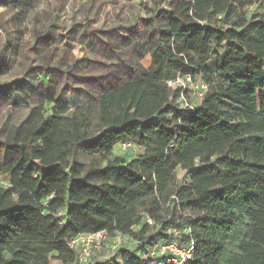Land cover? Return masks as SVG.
Returning a JSON list of instances; mask_svg holds the SVG:
<instances>
[{"label": "trees", "instance_id": "obj_1", "mask_svg": "<svg viewBox=\"0 0 264 264\" xmlns=\"http://www.w3.org/2000/svg\"><path fill=\"white\" fill-rule=\"evenodd\" d=\"M36 1L0 0L12 10L20 36ZM190 12L206 23H195ZM153 21L141 37L118 39L117 51L130 52L127 63L104 77L87 81L86 59L81 68L79 61L70 65L65 80L80 79L81 88L71 85L67 94V86L55 87L60 69L49 60L38 68L37 85L23 80L16 86L22 96L13 93L11 105L28 108V114L0 129V176L9 183L0 188V202L8 200L0 203V264H76L68 241L96 232L129 237L144 254L170 243L186 249L193 241L188 264H264V0H170ZM33 39L39 52L53 45L40 33ZM106 47L108 61H122L120 52ZM147 53L149 71L140 65ZM178 73L200 76L208 86L193 112L179 109L178 92L165 86ZM99 95L100 144L132 141L145 149L138 160L102 168L69 162L85 142L88 123L79 130L63 116ZM33 101L37 105L30 107ZM44 114H54L51 130ZM27 136L41 141V149L25 150ZM179 170L188 177L183 183ZM65 199L66 213L58 217L54 204ZM116 255L113 264L167 258L154 263L120 249Z\"/></svg>", "mask_w": 264, "mask_h": 264}, {"label": "rangeland", "instance_id": "obj_2", "mask_svg": "<svg viewBox=\"0 0 264 264\" xmlns=\"http://www.w3.org/2000/svg\"><path fill=\"white\" fill-rule=\"evenodd\" d=\"M169 1L170 0H148L147 3L140 5L134 2V0H38L37 7L33 11L31 19L27 21L25 27L20 29L22 32L20 37H22V39L20 43L19 59L9 68L6 74L0 75V85L9 84L14 80H30L32 85H37V69L44 67L43 62L46 60H49V66L58 67L60 69L59 72H55L53 80L55 82V87L57 86L58 89H64L63 87L67 86V88H65L67 94L70 93L69 86L71 85H75L73 86L74 88H81L80 79V82L73 77L65 80L64 75L68 67L74 65L78 61V68H81V60L83 59L87 61H84L82 65L86 66L88 65V61L91 62L87 70H84V78L87 81L88 79L91 81L93 78L104 77L110 70L116 69L114 65L121 67L122 63H127L126 56H129L130 52L122 48L117 51L116 46L119 43L117 42L118 39L128 35H130L132 39L141 37L147 27H152L151 23L154 22L153 20L158 10L168 9ZM252 8L253 7H248L247 11L252 12ZM257 12H260V10H257ZM10 17L11 13L0 9V27L3 29L5 28L12 34L13 27L9 23ZM35 17H38V19H35ZM190 17L200 26L206 23L204 20L195 19L192 12H190ZM219 18L220 17H218V19ZM49 28L53 29L54 35L52 37L57 38L61 33H69V36L74 39V42L66 41L64 43H56L55 40L51 48L47 51H35V45L32 46L33 36L36 33L45 34L49 31ZM106 44H109L114 52H120L119 58L122 59L121 62H110L107 60L105 57L107 51ZM39 56L41 58H39ZM199 57L201 58V56ZM212 62L213 60L211 59L206 65L210 66ZM140 65L146 71L152 68L153 61L149 53H147V56L140 62ZM29 71H32V74H30L32 76H30L31 78L27 77ZM78 73V76L81 77V70ZM184 76L186 79L180 78L182 84L184 83L185 85V90L183 92L188 91L190 97L198 98V94L203 89L208 88L207 85L201 83L203 79L200 76L192 77L187 74ZM187 79H190V84L187 82ZM183 80L185 82H183ZM76 83L79 84L76 85ZM186 94L188 93L186 92ZM100 95L97 96V100L84 107L73 108L67 115L63 116L66 119H73L79 130H81V122L88 123L85 142L76 147L74 149L75 151L72 150L73 157H70L71 159L69 162L83 165L85 168H102L106 162L118 163L121 162L122 159L126 162L138 160L145 149L135 146L132 141H120L111 148H105L104 145L100 144L103 132L102 130H98V116L100 117V115L104 113V106L99 102ZM180 99L184 102V100H186L185 95ZM26 114L27 110L25 108L15 110L14 107L6 103L3 98H0V129L4 125L7 116L10 117V122L7 121L9 125H18L25 118ZM53 116L54 114L43 115V118L47 119L48 125L51 124ZM43 127L47 128L45 124H43ZM47 129L51 130L50 125ZM63 133L67 140L72 141V134L67 132V128L64 129ZM28 139L29 136H27L25 140V142H28V144L25 145V150L28 147L31 149L34 147L36 149H41L43 146L41 141L36 142L32 138L30 140ZM63 150L67 151L65 145H63ZM23 152L27 154L26 151ZM15 157L17 156L11 154L9 158L14 159ZM31 162L33 164H36V162L38 163V161L35 160H31ZM83 173L84 171H81V175ZM176 178L179 182H185V173L180 170L177 171ZM0 188H9L7 177L0 176ZM49 199L48 197V200ZM3 202H8V200L1 199L0 203L3 204ZM66 204V199L54 204L57 212L62 216L66 213ZM145 221L151 225V227L156 226L148 217L145 218ZM182 231L187 233V227L183 228ZM118 249L126 250L140 256L151 257L154 263H157L162 258L165 259V255L161 254L158 249L155 251L147 250L145 254L141 251L139 252V245L129 237L122 238V242ZM102 257H105V255L100 256L99 259L95 258L97 260L93 261L92 264H99L103 261L101 260ZM110 257L111 262L108 264H113V262L118 260V255L116 254ZM99 260L100 262H97ZM50 264L61 263L50 260Z\"/></svg>", "mask_w": 264, "mask_h": 264}, {"label": "built area", "instance_id": "obj_3", "mask_svg": "<svg viewBox=\"0 0 264 264\" xmlns=\"http://www.w3.org/2000/svg\"><path fill=\"white\" fill-rule=\"evenodd\" d=\"M147 1L148 0H134V2L138 4H145ZM180 78L181 77L177 75L175 78L167 81V86L170 88H180L183 93L185 85L184 83L182 84ZM183 82L185 81L183 80ZM187 82L189 83L190 79H187ZM198 96L200 95L198 94ZM60 215L61 214H59L58 217H60ZM122 238L124 237L119 235L109 236L105 232L80 234L68 241V246L77 254L76 264H92L93 261L97 260L95 258L99 259L102 255H105V257L101 258L103 261L100 262L99 260L97 262L108 264L111 259L110 256L116 254L118 251ZM158 250L167 257L164 263L158 264H188V262L192 260L194 242H189L186 249H179L176 244L170 243L159 246Z\"/></svg>", "mask_w": 264, "mask_h": 264}, {"label": "crops", "instance_id": "obj_4", "mask_svg": "<svg viewBox=\"0 0 264 264\" xmlns=\"http://www.w3.org/2000/svg\"><path fill=\"white\" fill-rule=\"evenodd\" d=\"M37 1H36L34 8L31 9L30 18L26 19L25 23H27V21H29L31 19V17H32L31 15H32L33 11L36 9L37 4H38ZM0 9L11 13L9 23L13 27L12 34L10 32H8L5 28L3 29L2 27H0V30L2 32V33L0 32V38H1L0 75H3V74H6L9 70V68L13 66V64L16 62V60L19 59L20 43H21L22 37H20V35L16 33V31H17L16 21H15V19H11L12 18V10L6 6H0ZM35 19H38V17H35ZM41 35L45 36V37H50L52 42H54L55 40L56 41L60 40L59 39L60 36H66L67 37V39L62 41L61 43H64L66 41L67 42H74V39H72L69 36V33L68 34H66V33L62 34L61 33V35H58L57 38L52 37L54 35L52 28H49L48 32H46L45 34L42 33ZM33 41H34V39H33ZM32 46H33V42H32ZM34 50H35V48H34ZM35 51H37V50H35ZM37 71H38V69H37ZM30 74H32V71H29V75ZM36 74H38V72ZM37 80H38V78H37ZM21 83H23V80H14L9 84L0 85V98H3L6 101V103H9V105L12 106L11 102H10V98H13L15 96L16 99H18L19 97L22 96V94L19 92L18 88L16 87V86H21ZM5 89H7V91L10 93V95L4 93ZM13 93H14V96H13ZM34 100H36V99H34ZM36 105H37L36 101H33L32 103H30V107L36 106ZM12 107H14V106H12ZM14 109L16 110L15 107H14ZM20 109H22V108H20ZM25 109L27 110V114H28V108L25 107ZM27 114H26V116H27ZM5 121L10 122V117L7 116ZM56 262H59V261H56ZM49 264H50V262H49Z\"/></svg>", "mask_w": 264, "mask_h": 264}, {"label": "flooded vegetation", "instance_id": "obj_5", "mask_svg": "<svg viewBox=\"0 0 264 264\" xmlns=\"http://www.w3.org/2000/svg\"><path fill=\"white\" fill-rule=\"evenodd\" d=\"M179 77H181V78H183V79H186V77L182 74V73H178L177 74ZM176 75V76H177ZM175 76V77H176ZM174 77V78H175ZM196 77H199V76H196ZM169 81V80H168ZM201 83H204L205 85H207L205 82H203V81H201ZM200 83V84H201ZM165 85H166V87H167V89L168 90H171L172 92L173 91H177L178 92V97H177V99H176V105H177V107L179 108V109H181V110H183V111H189V112H193L194 111V109L195 108H197L198 106H199V104H200V101H201V99L203 98V96L205 95V93H206V91H207V89L208 88H205V89H203L199 94H200V96L197 98V97H190V93L188 92V91H185V92H183L182 93V91H181V95H180V88H170V87H168L167 86V81L165 82ZM189 90V89H188ZM186 92L188 93V94H186ZM185 95V99L186 100H184V102H182L181 101V97L183 98V96ZM185 179L187 180L188 179V177H186V175H185ZM185 180V181H186Z\"/></svg>", "mask_w": 264, "mask_h": 264}]
</instances>
